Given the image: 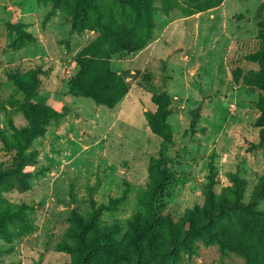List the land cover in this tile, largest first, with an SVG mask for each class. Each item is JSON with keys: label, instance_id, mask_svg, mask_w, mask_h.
<instances>
[{"label": "rangeland", "instance_id": "1", "mask_svg": "<svg viewBox=\"0 0 264 264\" xmlns=\"http://www.w3.org/2000/svg\"><path fill=\"white\" fill-rule=\"evenodd\" d=\"M95 1L91 24L75 19V0H0V264H80L78 221L101 207L90 236L113 229V250L144 264H264V92L252 57L264 49V0L195 14L157 0L152 38L137 51L95 24L129 31L128 14ZM148 28L143 15L138 30L146 37ZM100 55L127 87L112 108L71 92L80 62ZM162 97L160 136L150 118L164 112ZM27 102L60 117L28 137ZM211 191L218 202L252 205L253 233L249 214L227 209L214 238L194 235L167 257L143 243L138 254L137 222L155 218L160 246L171 248V232L204 215ZM244 245L250 261L233 248ZM87 264L126 262L99 249Z\"/></svg>", "mask_w": 264, "mask_h": 264}, {"label": "trees", "instance_id": "2", "mask_svg": "<svg viewBox=\"0 0 264 264\" xmlns=\"http://www.w3.org/2000/svg\"><path fill=\"white\" fill-rule=\"evenodd\" d=\"M114 3L120 6L123 13L128 14L124 22H129L132 29L129 31L122 29L121 32H115L110 24H103L97 21L96 26L101 27L104 32L110 33L115 37L118 42H123L126 49L130 51H137L144 48L147 42L152 37H149L152 33L150 27L153 25L152 12L153 4L157 0H113ZM167 2L170 8H178L184 10L186 13L195 14L197 12H203L215 7H218L224 0H207L208 3L204 5L206 0H188L184 3L178 0H162ZM98 11V4L95 0H75L74 17L79 20L80 23L89 22L92 24L90 14L92 11ZM133 15V16H132ZM145 16L149 23V28L143 33L138 30V23L141 22L142 16ZM146 38V40H145ZM261 39H264V34H261ZM261 64L260 72L255 77V86L264 92V49L252 56ZM105 56H98V58L91 59L85 58L80 62L81 73L72 86L71 92L75 96L92 98L97 104L105 105L110 108L114 107L127 92V87L124 83L112 73L107 63H105ZM93 74V76H92ZM18 86L23 92L29 94L26 86L18 81ZM162 107L164 112L159 116H151L150 124L153 131L160 135L162 134L163 127L165 125L166 107L168 101L165 97L161 98ZM257 108L261 113L258 119V126H261V137L264 139V99H261ZM23 111L29 120V127L23 131L28 137L40 134L45 130V126L54 119L60 117V114L52 109H40L33 105L31 102L25 103ZM161 136V135H160ZM1 179V176H0ZM98 209L90 220L79 219L77 229L74 232V236L80 242V264H87L91 253L99 249H106L114 258L122 259L126 264H144L140 258L135 260L127 252H116L112 248L110 233L113 231L111 228L105 230H97L92 236H90V230L94 228V219H96ZM232 209L238 212H244L251 216L250 222L247 223L245 228L246 232L253 233V225L255 220V209L252 205H245L236 201L229 202L217 201L215 195L211 191L209 193L208 204L204 209V215L198 217L195 213H191L188 219L184 222L187 229L181 233L175 231L171 232L172 242L174 246L171 248H163L159 244V236L157 221L155 218H147L144 222H137L134 225L135 233L131 239L132 246L136 249L138 254H141L142 244L146 243L152 256L167 257L173 255L176 251V246L181 244L184 240L190 239L192 236L202 234L207 238H214L212 230L215 226V219L218 216H225L226 210ZM264 227V220L262 222ZM225 246H231V244L224 243ZM247 260L255 258L252 255V249L247 246L233 247Z\"/></svg>", "mask_w": 264, "mask_h": 264}]
</instances>
